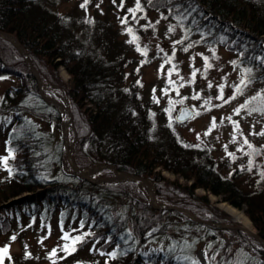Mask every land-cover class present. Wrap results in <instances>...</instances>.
<instances>
[{
    "label": "trees",
    "instance_id": "obj_1",
    "mask_svg": "<svg viewBox=\"0 0 264 264\" xmlns=\"http://www.w3.org/2000/svg\"><path fill=\"white\" fill-rule=\"evenodd\" d=\"M120 1L124 23L141 21L143 31L149 12L164 11L187 34L238 55L237 63L254 80L264 81V0H143L139 10L136 0L134 9ZM57 3L0 0V32L16 39L43 83L65 91L75 166L101 165L149 180L161 204L186 210L203 223L151 206L134 182L94 183L66 171L59 111L40 97L21 53L0 37V78L18 80L0 96V205L21 197L1 207L0 233L10 229L9 219L15 216L44 226L57 221L61 250L69 246L73 264H200V249L206 253L224 247L221 233L249 237L206 224L220 222L211 212L212 195L244 208L254 233L264 241V173L243 188L238 171L223 175L208 149L186 145L166 126L154 125L150 110L139 106L137 81L127 74L126 57L110 24L78 11L60 14ZM60 67L68 74L67 83L58 76ZM161 172L175 179L169 183ZM197 190L204 195L197 196ZM77 237L79 242L73 243ZM250 244L255 251L225 246L222 250L234 251L229 264H264V246L253 237ZM84 248L87 260L78 258Z\"/></svg>",
    "mask_w": 264,
    "mask_h": 264
},
{
    "label": "rangeland",
    "instance_id": "obj_2",
    "mask_svg": "<svg viewBox=\"0 0 264 264\" xmlns=\"http://www.w3.org/2000/svg\"><path fill=\"white\" fill-rule=\"evenodd\" d=\"M127 2L129 8L134 9L132 6L135 0ZM122 6L120 0H58L55 9L60 14L78 11L89 19H97L101 24H110L114 31L112 36L117 41L116 46L126 57L127 74H130V80L137 81L139 106L150 110L152 123L166 126L167 130L174 132L186 145L208 149L223 175L238 171L239 184L243 188L253 184L257 176L264 173V81L254 80L237 63L238 55L221 46L204 44L198 35L187 34L188 29L176 25L173 20H167L164 11L149 12L145 17L148 27H143L141 31V21L134 23L133 20H128L124 23L120 20ZM57 73L61 81L67 83L69 77L66 70L60 67ZM17 85L16 78H0V96L7 88ZM42 90L48 100L66 108V111L61 109L59 114L63 129V117H68L67 147L72 157L74 128L65 91L43 82ZM182 106H188L193 115L178 123L175 117ZM3 149L4 145L0 141V164L4 157ZM63 165L66 171L72 169L73 174H77L66 157ZM104 169L114 174L101 175ZM82 171L85 173L83 176L91 181L112 184L126 181L124 177L111 180L115 176L111 167L98 165ZM161 174L169 183L175 179L170 173ZM1 175L3 172L0 168ZM136 184L149 204L155 208L163 206L156 198L151 201V194L155 193L151 181L149 184ZM195 194L202 196L204 192L197 190ZM208 199L211 212L220 217V222L207 223L231 230L242 228L225 207L247 219L244 208L236 209L212 195ZM9 201L1 204L0 209L13 203ZM6 203L9 204L5 205ZM2 216L0 210V220ZM9 221L10 229L6 233H0V250L7 249V252L0 251V264L74 263V258L69 256L70 250H61L63 233L57 221L45 226L16 216ZM248 223L250 231L254 232L249 220ZM240 232L249 237L241 239L235 233H221L220 239L224 247L255 251L250 244L252 237L244 231ZM223 248L220 251L214 246V249L206 253L200 249L197 253L200 264H229L234 259V251L227 252ZM54 250L55 255H52ZM78 254L79 259L89 258L86 248L79 250Z\"/></svg>",
    "mask_w": 264,
    "mask_h": 264
},
{
    "label": "water",
    "instance_id": "obj_3",
    "mask_svg": "<svg viewBox=\"0 0 264 264\" xmlns=\"http://www.w3.org/2000/svg\"><path fill=\"white\" fill-rule=\"evenodd\" d=\"M0 37H2L3 39H5L7 41H10L14 45V47L21 53V55H22V57H23L26 65H27V67L30 69L33 77L37 81L40 97L44 101H46L47 103H49L52 106H54L60 112V110L63 108L62 105L60 103L51 102L50 100H48L45 97V95L43 93V90H42V81L40 80L37 71L34 69V67L32 66V64L30 63L27 55L22 50V48L20 47V45L18 44V42L16 41V39L13 36H11V35L3 34L1 32H0ZM192 115H193V112L191 111V109L188 106H182V107L179 108V110L177 112V115L175 117V121L178 122V123H182V122L186 121L187 119L191 118ZM61 135H62V139H63V143H64L65 157L70 160V164L72 165L74 171L77 173L76 176L79 177V178H81V179H86L88 181H91L88 178L84 177L83 176V171L81 169L77 168L74 165V163L72 161V157H71L70 151H69V149L67 147L68 146L67 134H66V131L63 128L61 129ZM111 169L113 170V168H111ZM119 177H124L126 181H131V182H134V183H145V184H149V181L146 180V179H144V178H140V177L133 176V175H128V174H125V173H118V172H115V176L111 180L116 179V178H119ZM91 182L100 183L102 181H91ZM154 198H155V193L152 192V194H151V201L154 200ZM18 199L19 198L12 199L11 201H9V203L10 202L17 201ZM9 203H6L5 205H8ZM150 205L152 206L151 203H150ZM157 208H160V209L161 208L162 209H174V210H176V211H178L180 213H183L184 215H187L188 217H190L193 221H195L197 223H203L198 218H196L193 214H191L188 211L182 210V209L172 208V207L164 206V205L163 206L161 205V206H159ZM206 224L211 225L210 223H207V222H206ZM219 227L220 228H224L221 225H219ZM236 229L248 233L251 237H253L256 241H258V243L260 245L264 246V241L260 237H258L254 232H252V231H246V230H244L241 227H236Z\"/></svg>",
    "mask_w": 264,
    "mask_h": 264
},
{
    "label": "bare ground",
    "instance_id": "obj_4",
    "mask_svg": "<svg viewBox=\"0 0 264 264\" xmlns=\"http://www.w3.org/2000/svg\"><path fill=\"white\" fill-rule=\"evenodd\" d=\"M63 109V108H62ZM63 110L66 111V108H64ZM67 116L66 117H63V121H64V130L66 131V127H67V123H66V120H67ZM83 175H85V173H83ZM151 191V190H150ZM226 211L228 213H230L233 217V219H235L236 221H238L240 223V225L242 226V228L246 231H250V228H249V223H248V219L242 217V215L240 213H237L227 207H225Z\"/></svg>",
    "mask_w": 264,
    "mask_h": 264
},
{
    "label": "snow or ice",
    "instance_id": "obj_5",
    "mask_svg": "<svg viewBox=\"0 0 264 264\" xmlns=\"http://www.w3.org/2000/svg\"><path fill=\"white\" fill-rule=\"evenodd\" d=\"M85 2H87V0H85ZM83 6H84V5H81V7H83ZM137 10H139V0H137ZM129 32H131L130 29H129ZM134 39H135V38H134ZM237 91H239V88L237 89ZM238 111H239V110H237V112H238ZM63 239H65V240L67 241V240L69 239V237L66 235V236L63 237ZM79 240H80V238L77 237V238H75V240L73 241V243L79 242ZM71 250L74 251L75 249L72 248ZM0 251H2V252H7V249H3V250H0ZM64 251H69V246H68L67 244L64 246ZM52 255H55V250L53 251Z\"/></svg>",
    "mask_w": 264,
    "mask_h": 264
}]
</instances>
